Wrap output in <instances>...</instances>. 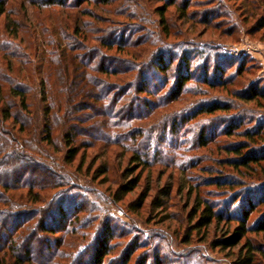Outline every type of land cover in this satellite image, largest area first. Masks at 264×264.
I'll return each instance as SVG.
<instances>
[{
    "label": "trees",
    "instance_id": "obj_1",
    "mask_svg": "<svg viewBox=\"0 0 264 264\" xmlns=\"http://www.w3.org/2000/svg\"><path fill=\"white\" fill-rule=\"evenodd\" d=\"M116 1L121 2L0 0V264H104L115 232L111 225L103 226L102 240L96 230L94 246L84 241L68 257L55 253V234L62 227L57 218L62 213L68 215V205L73 210L67 219L77 226L87 228L93 220L88 214L78 221L83 205L76 203L74 193L64 190L74 187L76 177L58 172L72 165L79 146H128L135 151L133 160L143 164L163 163L162 156L170 152L167 148L178 147L173 142L181 128L178 118L158 121L154 126L145 125L144 120L149 111L167 107L191 92L188 84L198 79L192 75L190 64L201 53L169 52L162 38L135 37L138 31L130 25L95 26L94 20L102 19L96 10L130 15L122 9H110ZM208 68L204 67L202 81H198L206 86H224L225 71L215 66L208 75ZM262 90L254 87L239 93L252 100L264 96ZM229 108L226 102L215 100L192 116ZM229 123L230 134L237 126L232 120ZM166 125H170L167 135ZM263 129L259 126L247 132L259 138ZM212 133L216 135L214 130ZM81 137L84 139L79 140ZM207 138V134H200L202 145ZM230 146L234 156L226 161L236 169L264 161V146L259 148L263 150L260 154L255 150L242 152V145ZM108 165L105 157L99 171H108ZM220 177H215V184H233ZM246 190L233 193L246 194L238 202L239 210L213 208L205 199L199 204V226L237 223L219 243L225 248L242 246L251 253L235 264H253L255 253L264 257V247L251 245L246 237L248 233L262 234L264 240V211L254 223L248 222L251 214L264 206V181ZM236 200L233 197L231 204ZM85 248L90 249L91 256L78 259ZM66 258L70 261L62 263Z\"/></svg>",
    "mask_w": 264,
    "mask_h": 264
},
{
    "label": "rangeland",
    "instance_id": "obj_2",
    "mask_svg": "<svg viewBox=\"0 0 264 264\" xmlns=\"http://www.w3.org/2000/svg\"><path fill=\"white\" fill-rule=\"evenodd\" d=\"M131 1L109 5L110 9L130 13L128 17L96 10L102 19H95L94 25L102 28L130 25L138 31L135 37L143 34L153 40L162 38L169 52L198 51L200 56L190 64L192 75L201 80L204 67H209L210 75L218 66L225 71L227 82L224 86L220 83L206 86L202 80H196L188 84L191 92L180 101L164 108L144 110L150 113L145 125L154 126L158 121L174 117L181 125L173 138L178 147L167 148L170 152L162 156L163 163L135 162V151L128 146L108 145L100 149L79 146L72 165L58 173L76 177L74 187L64 190L74 193L76 203L83 205L84 211L77 213L78 221L88 214L93 220L87 228L77 226L67 219L73 210L68 205V215L62 213L57 218L61 219L62 227L55 234V253L68 257L84 241L94 246L98 241L94 238L96 230L102 240L103 226L111 225L115 232L104 264H235L251 253L242 246L225 248L219 243L237 223L222 221L199 226V204L205 199L213 208L239 210L238 202L246 194L234 196L233 193L246 189L247 193L250 187L264 181V161L238 169L226 161L234 156L229 151L232 144L244 146L242 152H263L259 148L264 146V135L255 138L247 131L264 127V96L251 100L239 91L264 89V0H173V4L172 0ZM215 100L226 102L230 108L192 116ZM190 115L192 119H186ZM231 120L237 127L229 134ZM169 128L170 125L165 126L166 135ZM213 130L216 135H212ZM201 133L208 135L205 145L199 139ZM105 157L109 159L108 171H99ZM216 176L233 184L219 186L215 184ZM129 187L133 189L126 192ZM233 197L237 200L231 204ZM60 204L66 203L60 200ZM263 211L261 206L248 222L254 223ZM246 237L251 245L264 247L262 234L248 233ZM90 256V249L85 248L78 259ZM253 260V264H264V257L258 253ZM62 261L67 263L70 259Z\"/></svg>",
    "mask_w": 264,
    "mask_h": 264
}]
</instances>
